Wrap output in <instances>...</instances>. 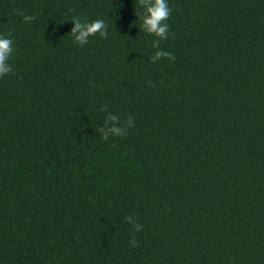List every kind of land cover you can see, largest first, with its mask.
I'll use <instances>...</instances> for the list:
<instances>
[{
  "label": "trees",
  "instance_id": "trees-1",
  "mask_svg": "<svg viewBox=\"0 0 264 264\" xmlns=\"http://www.w3.org/2000/svg\"><path fill=\"white\" fill-rule=\"evenodd\" d=\"M167 3L0 0V264H264V0Z\"/></svg>",
  "mask_w": 264,
  "mask_h": 264
},
{
  "label": "clouds",
  "instance_id": "clouds-1",
  "mask_svg": "<svg viewBox=\"0 0 264 264\" xmlns=\"http://www.w3.org/2000/svg\"><path fill=\"white\" fill-rule=\"evenodd\" d=\"M141 4H148L149 6L146 9L145 17L143 18V26L148 33L154 34L160 37H166L168 35V25L165 21L168 20L171 9L167 3V0H139ZM18 14L19 10H16ZM31 16H24V20H31ZM75 27L72 28V33H79L76 36V41L80 44H84L88 41L89 37L99 34L101 37H105V28L106 24L102 20H95L92 22H87L82 24L79 19L73 21ZM13 33L8 32L7 36L0 35V77L5 76L6 74L11 73L12 68L8 64V60L11 57L13 52V40L11 39ZM158 56L167 55L169 59H175L171 53L158 52ZM114 119V118H113ZM129 126H132L133 121L129 118ZM103 131V130H101ZM117 136L122 134L120 128L112 129ZM104 137H107V133H104Z\"/></svg>",
  "mask_w": 264,
  "mask_h": 264
}]
</instances>
